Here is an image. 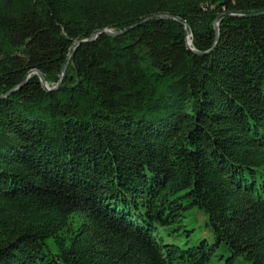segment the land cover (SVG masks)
Instances as JSON below:
<instances>
[{
    "label": "trees",
    "instance_id": "16d2710c",
    "mask_svg": "<svg viewBox=\"0 0 264 264\" xmlns=\"http://www.w3.org/2000/svg\"><path fill=\"white\" fill-rule=\"evenodd\" d=\"M218 250L264 264V0H0V264Z\"/></svg>",
    "mask_w": 264,
    "mask_h": 264
},
{
    "label": "rangeland",
    "instance_id": "374dc122",
    "mask_svg": "<svg viewBox=\"0 0 264 264\" xmlns=\"http://www.w3.org/2000/svg\"><path fill=\"white\" fill-rule=\"evenodd\" d=\"M187 218L185 222L191 230V233H173L171 230L163 229L161 231L162 238L165 245L175 244L183 249L188 247H194L200 245L203 241H207L209 244L213 243L212 233L207 227L208 217L198 209H190L186 213ZM49 249L55 252L51 243H48V248H45V252L48 253ZM218 255H222L219 261H215V264H227L230 254L224 250H218ZM235 264H250L243 260H237Z\"/></svg>",
    "mask_w": 264,
    "mask_h": 264
},
{
    "label": "water",
    "instance_id": "95a60500",
    "mask_svg": "<svg viewBox=\"0 0 264 264\" xmlns=\"http://www.w3.org/2000/svg\"><path fill=\"white\" fill-rule=\"evenodd\" d=\"M221 19H222V18H220V19L218 20L217 24H216L217 40H218V37H219V21H220ZM144 23H145V22H144ZM142 25H143V24H139L138 26H136V27H134V28L140 27V26H142ZM185 27H186V30H187V32H188V25H187L186 23H185ZM134 28H131V29H134ZM131 29H128V30H125V31H122V32H114V31H112V30L99 31V32H97L95 35H93L88 41H82V42H80L77 46H79V45H81V44H84V43L93 42L95 39H97L100 35H103V34H104V35H107V36H110V37H119V36H121V35H124V34L128 33ZM77 46H76V47H77ZM188 46H189V47L191 46V41H188ZM73 51H74V50H73ZM73 51L69 54L68 60H67L66 64L64 65L63 70H62V73H61V79H60V82H59V84H58L56 87H54V88H50L49 85L46 83L43 74H42L41 72H38V71L31 72V73L28 75L27 79H28L32 74H37V75L39 76V78H40V82H41L43 88H44L47 92H54V91L58 90V89L61 87V85H62V83H63V81H64V79H65L66 72H67V68H68V64H69V61H70V59H71V56L73 55ZM192 51H193V50H192ZM27 79H26V81H27ZM26 81H25V82H26Z\"/></svg>",
    "mask_w": 264,
    "mask_h": 264
}]
</instances>
